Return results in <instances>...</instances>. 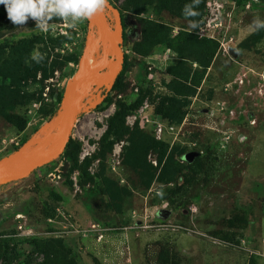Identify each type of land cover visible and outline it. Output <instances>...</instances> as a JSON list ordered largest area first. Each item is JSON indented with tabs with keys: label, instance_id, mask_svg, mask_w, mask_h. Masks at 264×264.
Segmentation results:
<instances>
[{
	"label": "rangeland",
	"instance_id": "rangeland-1",
	"mask_svg": "<svg viewBox=\"0 0 264 264\" xmlns=\"http://www.w3.org/2000/svg\"><path fill=\"white\" fill-rule=\"evenodd\" d=\"M183 7L123 11L122 86L106 106L111 84L86 89L69 138L75 156L63 152L0 185V264H248L251 254L264 264V29L253 31L264 0H201L192 18ZM217 14L221 27H207ZM147 22L168 28L161 41L194 32L215 47L210 65L184 57L200 56L192 45L179 52L153 43ZM96 36L88 20L70 28L54 19L47 31L31 18L17 26L0 4V74L11 75L17 54L33 66L12 82L14 120L0 116V160L46 147L60 127L54 93L81 69L101 68ZM37 51L41 63L31 60ZM122 105L129 132L108 148L102 136ZM168 158L176 168L164 167ZM243 212L246 222H230Z\"/></svg>",
	"mask_w": 264,
	"mask_h": 264
},
{
	"label": "trees",
	"instance_id": "trees-1",
	"mask_svg": "<svg viewBox=\"0 0 264 264\" xmlns=\"http://www.w3.org/2000/svg\"><path fill=\"white\" fill-rule=\"evenodd\" d=\"M244 0H236L237 3H242ZM192 0H125L123 5L121 7H117L120 15H121V33L123 34L126 29V22H125V17L123 15V11L129 10L133 12L135 15H140L142 12L146 11L148 7H152V9L158 13L161 10H168L169 12H174L175 8L177 6L181 7L182 5L184 6L185 4H190ZM110 13V15L114 18V25H115V16L113 13L107 9L105 13ZM108 18V16H107ZM149 23L148 25H152L153 29L152 34H151V40L153 43L160 42L167 47H175L179 52L180 48L183 45H192L195 50H202L200 53V56H196L195 54H188L184 57H187L188 60H196V62H199L202 68H207L215 54L214 48H210L207 45L206 41L199 40L197 39V36L194 32L190 31H182L178 32L175 34V36L172 39H167V40H162L160 38L161 31L164 30L167 32V29L164 25L157 23V22H147ZM110 24V22H109ZM113 25V26H114ZM111 26V25H110ZM133 30L137 27V24H133ZM113 28V27H111ZM144 28H142V31L144 33ZM135 31V30H134ZM146 36L142 34V38H145ZM174 40L176 43H174ZM140 50V49H139ZM126 55L124 54V62H123V67L117 77L110 83V89L108 91H104L102 93V104L103 105H108L111 102V92L114 90H118L122 86L123 82V76L126 70L125 66V61H126ZM27 61V63H26ZM6 62L0 61V69L5 68L3 64ZM10 70H11V75L7 76L5 74H0V116L4 117L5 119H11L12 121L14 120L13 113L7 112L8 108L6 107V103L10 101H13L14 96H11L7 99L8 96H10L11 93H14L16 90L14 89L15 85L12 84L17 78H22V77H27L30 75L31 71L33 70V66L28 64V60L24 57L23 54H17L14 55L10 58ZM6 71V70H5ZM181 77V76H179ZM8 84V86H7ZM107 84L101 86L102 89L106 87ZM64 88L61 90H58L54 93V99L56 102L61 104V98L63 94ZM60 104L58 105V108H60ZM127 113V108L126 106L122 105L119 106L118 110L114 112V114L111 116V118L108 121L107 128L103 133L102 136V141L105 140V138H108V141L106 142L108 145V148H110V145L113 144V139H118L124 137L128 132V128L125 126V116ZM25 141V140H24ZM23 141V142H24ZM22 142V143H23ZM70 139L66 144V147L63 152H68L69 155L75 156V152L72 150V147L70 146ZM157 144H160L159 142H156ZM17 148L13 150L15 152ZM62 152V153H63ZM195 162L197 163L199 161V157L196 156L194 158ZM174 166L175 168L176 163L173 161V159L168 158L164 164V167L170 165ZM180 171L176 170L175 172ZM161 174V173H160ZM2 185V184H0ZM248 220V214L246 212H243L240 216L234 217L230 222L235 224L239 223L242 225L244 222ZM248 264H263L260 263V257L256 254H251L248 260Z\"/></svg>",
	"mask_w": 264,
	"mask_h": 264
},
{
	"label": "water",
	"instance_id": "water-1",
	"mask_svg": "<svg viewBox=\"0 0 264 264\" xmlns=\"http://www.w3.org/2000/svg\"><path fill=\"white\" fill-rule=\"evenodd\" d=\"M108 8L115 16V25L110 27L107 14L101 13L88 20L91 27L96 30V39L91 43L100 44L102 47V58L99 59L102 69L96 73H86L81 69L80 73L69 79L63 90L61 98V116L59 117L58 137L38 153H29L25 156H17L13 152L0 160V184L25 178L33 170L56 159L65 149L70 138L71 127L77 114L79 102L84 98L86 89L93 86L94 89L110 84L119 74L123 67L124 51L122 49L119 33L121 32V15L118 8L110 4ZM89 43V44H91ZM88 44V46H89ZM110 56L107 58V50ZM80 93V94H79ZM195 152L187 155L192 159Z\"/></svg>",
	"mask_w": 264,
	"mask_h": 264
},
{
	"label": "clouds",
	"instance_id": "clouds-1",
	"mask_svg": "<svg viewBox=\"0 0 264 264\" xmlns=\"http://www.w3.org/2000/svg\"><path fill=\"white\" fill-rule=\"evenodd\" d=\"M200 2L192 0L190 4H185L182 15L185 18L198 16L196 9ZM0 4L4 5L7 17L14 25L22 27L31 18L35 21V27L43 31L48 30L54 19L64 21L70 28H76L110 7L109 0H0ZM190 28L197 29L200 25L193 21ZM260 29H264V20L254 19L253 31ZM43 59L44 55L38 51L31 55V60L36 63H41Z\"/></svg>",
	"mask_w": 264,
	"mask_h": 264
},
{
	"label": "built area",
	"instance_id": "built-area-1",
	"mask_svg": "<svg viewBox=\"0 0 264 264\" xmlns=\"http://www.w3.org/2000/svg\"><path fill=\"white\" fill-rule=\"evenodd\" d=\"M255 1H257V0H255ZM215 4H216V10L218 12H220L219 7L221 6V4L220 3H217V2H215ZM253 5H255V3L253 1H251V2L247 3L245 6L246 7H249V6L251 7ZM252 10H255V7ZM211 23H212V26L213 27H221L222 22L219 21V15L218 14L214 18H212L211 20L207 21L205 24L208 27V26H211ZM204 30H205L204 27L201 28V32H203Z\"/></svg>",
	"mask_w": 264,
	"mask_h": 264
},
{
	"label": "bare ground",
	"instance_id": "bare-ground-1",
	"mask_svg": "<svg viewBox=\"0 0 264 264\" xmlns=\"http://www.w3.org/2000/svg\"><path fill=\"white\" fill-rule=\"evenodd\" d=\"M91 68H92V66H89L88 70H87V71L84 70V71H85L86 73H88V74H89V73L91 74V73L93 72V71L91 72V70H92ZM61 114H62V112L60 111L59 117L61 116ZM59 117H58V118H59ZM59 133H60V130L57 129L56 133H55L54 136L51 138V140L48 139V141H46V143L44 144V146H47V145H49L52 141H54V140L58 137ZM42 149H43V148H42ZM42 149H41V150H42ZM41 150H40V151H41ZM40 151H39V152H40ZM31 153H38V151H37L36 149H34L33 152H31Z\"/></svg>",
	"mask_w": 264,
	"mask_h": 264
}]
</instances>
